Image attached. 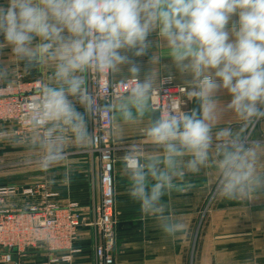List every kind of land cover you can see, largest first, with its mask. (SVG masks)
Wrapping results in <instances>:
<instances>
[{"label": "clouds", "instance_id": "1", "mask_svg": "<svg viewBox=\"0 0 264 264\" xmlns=\"http://www.w3.org/2000/svg\"><path fill=\"white\" fill-rule=\"evenodd\" d=\"M153 35L170 58L166 82L179 80L183 89L179 104L170 100L160 115L151 103L156 79L142 75L139 59L156 46ZM6 52L25 74L51 68L39 97L19 105L43 151L42 170L67 158L66 140L93 144L90 125L106 121L118 138L123 124L148 117L152 150L129 145L122 172L128 196L165 237L178 238L186 224L164 197L189 191L186 176L210 161L220 198L264 197V138L256 136L264 127V0H2L0 55ZM125 70L127 80L113 79ZM92 74L107 78L108 95L92 89ZM0 84L14 86L7 65ZM229 115L237 125L220 127Z\"/></svg>", "mask_w": 264, "mask_h": 264}, {"label": "crops", "instance_id": "2", "mask_svg": "<svg viewBox=\"0 0 264 264\" xmlns=\"http://www.w3.org/2000/svg\"><path fill=\"white\" fill-rule=\"evenodd\" d=\"M2 2V0H0ZM153 41L156 45L148 56L139 58L144 72L150 74L156 79V88L162 83V80L169 75L170 58L164 55L166 46L158 37L153 35ZM152 57L158 58L153 61ZM0 65H7L11 72L14 84L19 75L22 76L24 84L39 86L40 90L44 83L48 82L51 76L50 67L35 68L30 74H25L22 66H16L14 59L7 52L0 55ZM128 79L126 70L114 80ZM180 85V81H174ZM230 97L224 93L222 100L228 101ZM82 110V109H81ZM238 121L234 116H226L221 122L220 127L231 125L235 127ZM148 124V117L136 123L123 124L119 133L118 142L131 140L140 141L145 144L146 150L151 151L148 141L145 138V129ZM11 128L0 124V132L5 134L11 132ZM256 136L264 138V127L257 125ZM29 139H13L11 146L17 148L28 147L37 151L34 154L43 155L42 149L38 145V139L34 137L29 143ZM143 142V143H142ZM12 149V147H8ZM25 148V149H26ZM64 150L69 155L83 156L77 161H67L63 163L66 170L56 173L51 170L47 175V180L41 186L37 201L42 204L55 203L61 207H67L71 203H78L84 220L88 219L94 208V203L101 200V178H97L98 169L88 166L89 147H79L66 140ZM27 151V149H26ZM0 152H2L0 150ZM88 152V153H87ZM27 154V153H26ZM30 154V152H29ZM201 173L189 174L185 180L191 183L193 187L185 192L179 193L173 191L164 197L169 207V211L180 218L186 224V231L178 235V238H167L160 231L155 220L143 218L140 212L139 203L133 201L127 194L128 180L122 172L121 158L115 167V219L117 231V245L114 264H232L234 243L231 237H228L235 230L228 226H210L202 227L201 220ZM97 181V184H96ZM92 188L95 189L94 193ZM24 189H16V193L5 198V205L11 209H23L25 206L33 203L35 199L27 198L22 195ZM55 194L54 199H47L46 195ZM260 207L256 210L244 209L241 211H232L231 216H241L246 218V227L242 229L244 237L240 239L242 243L247 242V257L245 264H264V197H259ZM228 213L226 212V215ZM224 228V233L222 229ZM208 230V232H207ZM235 232H240L239 230ZM207 235V236H205ZM223 235L225 237H223ZM76 250L72 252L70 261H63L61 258L67 256L65 252L50 253L45 250H37L20 256L19 264H94V239L90 228L85 227L76 244ZM230 259V260H229Z\"/></svg>", "mask_w": 264, "mask_h": 264}, {"label": "built area", "instance_id": "3", "mask_svg": "<svg viewBox=\"0 0 264 264\" xmlns=\"http://www.w3.org/2000/svg\"><path fill=\"white\" fill-rule=\"evenodd\" d=\"M166 78V77H165ZM162 80L153 93L151 103L155 112L160 115V109L166 108L169 101L179 104L183 92L180 85L175 82L169 84ZM107 78L98 79L95 74L90 76L94 91H99L101 97L108 95L110 89L106 88ZM114 79V78H113ZM11 88L0 84V124L11 128V132L0 136L2 138L30 140L34 136L32 129L24 124L19 105L25 99H36L39 86L24 84L19 75ZM127 80V79H126ZM191 102L187 107L190 108ZM110 125L106 121L90 125L94 129L96 139L92 145L101 162V200L94 204L88 219L84 217L77 204L61 207L55 203L42 204L37 201L43 186L30 187L23 190L22 195L35 199L33 203L23 209H11L5 205V196L15 194L16 189H3L0 191V264H19L20 256L37 250L50 253L72 254L81 231L88 227L93 232L94 264H114L117 245V231L115 219V167L117 159ZM55 194L46 195L47 199H54ZM71 254L63 256V261H70Z\"/></svg>", "mask_w": 264, "mask_h": 264}, {"label": "rangeland", "instance_id": "4", "mask_svg": "<svg viewBox=\"0 0 264 264\" xmlns=\"http://www.w3.org/2000/svg\"><path fill=\"white\" fill-rule=\"evenodd\" d=\"M34 138V137H33ZM32 138V139H33ZM114 140L115 146V156L117 159V163L120 161V158L125 154L127 147L131 144H141L140 141L131 140V142L125 143L126 141L118 142L112 136ZM12 139L2 138L0 145V191L3 189H26L30 187H38L46 182V175L51 170H42L38 165L39 154L37 151L31 152L34 148L29 149L28 147L17 148V146H11ZM143 143V142H142ZM145 145V144H142ZM8 147H12L9 149ZM90 151L88 156L91 157L88 160V167L98 169V179L101 178V162L99 156L92 151V145L87 146ZM27 151H26V149ZM30 152V154H29ZM27 153V154H26ZM83 156L78 155H69L65 160L58 164V166H54L53 170L56 173L63 172L66 170V166L63 163L67 161H76ZM201 174V220L200 225L202 227H210V226H228L229 228H233L235 231L239 230L240 232H233L228 237H231L234 241L232 247L237 248V251H234L232 264H245L243 263L246 260L247 254L246 252L242 254L243 250H247L248 244L247 242L242 243L240 239H243L245 235L242 233V229L244 226L246 227V218L243 219L241 216L232 217V211H241L244 209H253L256 210L260 207L261 203H258L259 198L255 201H236V200H228L220 198L215 194V186H216V173L213 166V163L210 161L207 168H204L200 172ZM97 184V181H96ZM92 188V192L94 193ZM102 190V185H101ZM12 194H8L5 197H9ZM7 204V202H5ZM77 204L78 203H72ZM95 204V203H94ZM93 204V205H94ZM81 207V206H79ZM226 212L228 213L226 215ZM208 232V230H207ZM224 233V228L221 231ZM207 236V235H205ZM223 237H225L223 235ZM230 260V259H229Z\"/></svg>", "mask_w": 264, "mask_h": 264}, {"label": "water", "instance_id": "5", "mask_svg": "<svg viewBox=\"0 0 264 264\" xmlns=\"http://www.w3.org/2000/svg\"><path fill=\"white\" fill-rule=\"evenodd\" d=\"M193 106H194V105L191 103V106H190V108H191V107H193ZM156 115H159V113H158V112H156ZM16 261H17V260H16Z\"/></svg>", "mask_w": 264, "mask_h": 264}]
</instances>
